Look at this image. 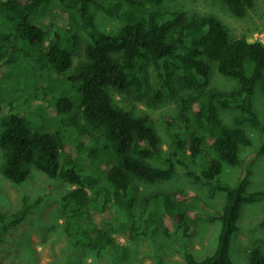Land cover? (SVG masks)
Returning a JSON list of instances; mask_svg holds the SVG:
<instances>
[{"label":"trees","instance_id":"1","mask_svg":"<svg viewBox=\"0 0 264 264\" xmlns=\"http://www.w3.org/2000/svg\"><path fill=\"white\" fill-rule=\"evenodd\" d=\"M165 1L0 0V79L18 77L9 90L0 83L1 173L13 184L23 183L32 169L65 180L72 190L62 198L67 208L63 230L74 245L84 242L102 251L116 246L108 229L118 226L133 238L147 235L155 219L165 236L178 237L182 230L185 264H234L229 251L233 234L239 231L242 207L264 198L263 191H247L250 168L264 156V124L252 103L257 83L264 94V44L232 36L213 16L190 19L183 10L146 8L148 3L158 7ZM222 1L235 17L245 16L254 6V0ZM91 6L116 16L122 23L119 31L97 29ZM81 48L84 59L66 75ZM210 62L219 74L236 79L238 87L205 91L210 85ZM151 64L158 70L160 84L149 95ZM55 74L59 76L44 87L42 101L35 100L31 90ZM175 83L193 91L181 103L189 133L184 140L171 119L167 130L177 152L188 143L196 170L183 164L187 177L207 186L210 194L223 192L224 204L218 210L197 197L188 201L180 192H156L143 199L137 218L135 182L168 181L176 173L175 162L162 156L154 122L117 106L110 91L154 106L164 95H175ZM16 85L23 90L20 98L12 96ZM228 109L238 111L232 125L220 119V110ZM48 122L56 125L54 129ZM246 124L261 136L257 147ZM246 147L252 151L242 158ZM157 159L162 165L153 164ZM223 164L241 168L235 186L221 181ZM102 179L106 186L98 185L91 199L87 188ZM39 201L25 197L19 210L1 214L0 232L22 224L31 204ZM198 217L220 224L215 249L202 260L185 241L194 231L188 218ZM115 251L122 256L126 249L117 245ZM247 258L249 264H264L261 245L250 248ZM158 264L165 263L160 258Z\"/></svg>","mask_w":264,"mask_h":264},{"label":"rangeland","instance_id":"2","mask_svg":"<svg viewBox=\"0 0 264 264\" xmlns=\"http://www.w3.org/2000/svg\"><path fill=\"white\" fill-rule=\"evenodd\" d=\"M146 8L149 11L183 10L190 19L213 16L222 22L232 36L246 37L249 42L264 41V0H254V6L248 9L243 17L232 15L222 0H167L158 7L148 3ZM90 10L94 25L100 31L117 33L122 27L121 21L116 16L107 15L96 6H91ZM83 59L81 48L74 56L72 68L66 75L73 73ZM2 63L3 61L0 62V65ZM210 64V85L205 91L209 89L230 91L238 87L236 79L219 74L215 63L210 62ZM149 73L148 94L152 95L159 87L160 77L158 70L152 64L149 66ZM57 76L59 75L55 74L44 84L40 81L38 88L31 90L35 94V100L42 101L44 87ZM15 80H18V77L8 81L0 79V83L4 89L9 90ZM259 84L257 83L255 86L252 103L260 121L264 124V94ZM174 85L177 89L175 95H164L161 101L154 106L145 101H134L125 94L110 91L117 106L127 108L136 115L147 116L154 122L162 144V156H171L175 162L176 173L168 181L135 182L137 218L142 211L143 199L156 192H180L188 198V201L192 197H197L208 206L218 210L224 204L225 194L223 192L210 194L207 186L191 180L185 174L186 168L183 164L191 171L196 170V164L188 152V143L185 144L182 152L176 151L174 138L168 132L166 122L167 119H171L175 131L184 140L187 139L189 129L185 127L186 124L182 120L181 103L193 94V91L180 89L176 83ZM15 89L17 93H12V96L20 98L19 95L23 94V90L18 85ZM219 115L222 122L232 125L233 118L238 115V111L236 109L220 110ZM30 117L33 120L32 115ZM33 121L39 125L38 120L34 119ZM52 123L48 122L54 129L56 125ZM54 123L56 124L57 121L55 120ZM244 128L252 140L253 147H257L260 144L261 136L259 138L258 133L248 124L244 125ZM251 151V147H246L240 156L244 158ZM174 153H177L176 157L172 156ZM3 159L4 156L0 150V215H9L19 210L25 197L31 201L40 198L39 202L31 204V209L22 224L0 232V261L4 264H158L160 258L165 264H185L180 238L183 235L182 230L178 231V237L165 236L157 226L155 219L151 220L147 235L133 238L128 236L129 231L118 226L108 229L116 246L108 247L102 251L93 249L84 242L79 243L78 246L74 245L63 230L67 208L62 198L71 192L72 187L65 180L51 179L36 169H32L30 176L23 183L13 184L1 173ZM153 164L162 165V159L154 160ZM250 169L251 176L247 191L264 192V156H260ZM240 172L239 166L223 164L220 179L230 186H235ZM98 185L106 186L105 180L102 179L99 184L87 188V194L91 199L96 197ZM189 204L191 203L189 202ZM117 214L121 219L123 218L121 211L117 210ZM137 222L139 223L138 219ZM188 222L194 231L185 239L187 247L198 260H202L213 253L220 224L218 222L210 223L204 217L188 218ZM262 222H264V198L243 205L237 223L239 231L233 234L230 244L229 254L234 264H249L247 258L249 249L254 246L261 245L264 250ZM117 245L125 247L124 255L116 254Z\"/></svg>","mask_w":264,"mask_h":264},{"label":"built area","instance_id":"3","mask_svg":"<svg viewBox=\"0 0 264 264\" xmlns=\"http://www.w3.org/2000/svg\"><path fill=\"white\" fill-rule=\"evenodd\" d=\"M258 42H259V43H262V44L264 43V41H262V40H259Z\"/></svg>","mask_w":264,"mask_h":264}]
</instances>
